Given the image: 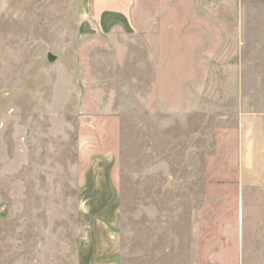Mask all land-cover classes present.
Segmentation results:
<instances>
[{"label":"rangeland","instance_id":"rangeland-1","mask_svg":"<svg viewBox=\"0 0 264 264\" xmlns=\"http://www.w3.org/2000/svg\"><path fill=\"white\" fill-rule=\"evenodd\" d=\"M222 1L0 0V264H264V28Z\"/></svg>","mask_w":264,"mask_h":264},{"label":"crops","instance_id":"crops-1","mask_svg":"<svg viewBox=\"0 0 264 264\" xmlns=\"http://www.w3.org/2000/svg\"><path fill=\"white\" fill-rule=\"evenodd\" d=\"M209 1L223 2L222 0H209ZM96 2L101 3V5L103 3L102 8L105 9L104 11H108L111 8H113L114 11L121 13V15L124 18H127L130 23L132 21V24L136 27L140 26L144 22L147 23L150 20L156 19L160 9L159 8L160 0H96ZM227 2H231V4L234 5L235 11L237 13V17L239 19L244 18L245 12L249 11L250 8H257L259 10V20L263 22L262 25L264 28V0H226V3ZM88 128L86 127L85 129ZM116 130H117V126L115 123L108 124V136L106 139L107 145L105 146L106 151L104 155L109 163L110 162L115 163V153H116V144H117ZM82 172H80L81 174V176H79L80 180L86 175V173L83 174ZM108 177L110 184L113 187L114 184L117 185L115 178L112 174H109ZM118 244L119 247L117 246ZM119 248H120V240L112 238V244L109 251H106V253H102L103 250H99L97 252L99 253L98 254L99 256H95L91 259H87V258L81 259L77 262V264H123L124 261L122 263L121 255H118Z\"/></svg>","mask_w":264,"mask_h":264},{"label":"water","instance_id":"water-1","mask_svg":"<svg viewBox=\"0 0 264 264\" xmlns=\"http://www.w3.org/2000/svg\"><path fill=\"white\" fill-rule=\"evenodd\" d=\"M47 59H48V61H52L53 57L51 55H48Z\"/></svg>","mask_w":264,"mask_h":264}]
</instances>
